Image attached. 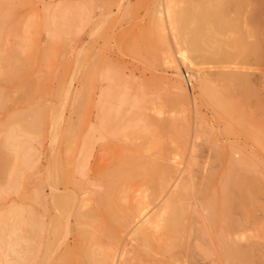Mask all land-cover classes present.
<instances>
[{
    "label": "rangeland",
    "instance_id": "1",
    "mask_svg": "<svg viewBox=\"0 0 264 264\" xmlns=\"http://www.w3.org/2000/svg\"><path fill=\"white\" fill-rule=\"evenodd\" d=\"M164 5L177 16H213L220 24L264 33V0H0V159L7 147L11 162L27 159L30 176L19 191L10 189L7 179L0 181V264H215V253L205 255L194 247L205 248L208 238L196 230L201 212L190 222L193 246L181 250L179 261L169 262L170 256L161 253L167 238L162 231L142 227L147 242L141 232L135 234L134 223L127 227L146 186L118 175L122 158H160L162 148L168 150L169 142L174 148L186 135L191 148L179 155L178 173L183 178L192 167L197 203L205 199L210 181L209 187L220 185L219 174L229 168V157L217 151L232 149L252 166L260 191L256 200L264 205V51L243 62L207 54L191 66L179 56L171 35L161 39L157 19ZM233 30L225 29L221 39H230ZM168 45L173 60L162 61L161 48ZM198 69L209 78L217 101L201 96ZM222 70L246 72L254 94L227 97L213 79ZM178 79L195 105L173 100L171 87ZM121 98L127 99L125 105ZM39 108L46 112L45 123L39 129L19 128L13 118L26 111V120L33 122L31 112ZM143 109L171 125L166 130L151 125L146 134ZM82 158H88L84 169ZM55 166H61L60 177L51 184L48 176ZM251 222L245 224L251 235L256 232L255 260L264 264V211L254 209Z\"/></svg>",
    "mask_w": 264,
    "mask_h": 264
},
{
    "label": "bare ground",
    "instance_id": "2",
    "mask_svg": "<svg viewBox=\"0 0 264 264\" xmlns=\"http://www.w3.org/2000/svg\"><path fill=\"white\" fill-rule=\"evenodd\" d=\"M163 11H164L163 15L159 16L157 19V26L159 27L157 29L160 32L161 39L165 41L171 35L173 41L178 47L177 50L179 51L177 52L179 53V56L183 60L189 62L191 66L196 65L195 63L197 58H202V57L204 58L207 56V54L218 55V56L220 55L223 58L226 57L238 62H243L244 60H248L252 56H258V57L261 56L262 49L264 51L263 31H255L250 28L243 30L240 26L233 27V25H229L226 23L220 24L221 19L213 16L210 17L209 16H204V17L177 16L173 14L171 6L164 5ZM231 27L234 28L233 30L234 32L232 31L233 32L232 37L228 40L221 39L224 30ZM213 42L217 43L216 48L210 46V44ZM226 45L229 46L231 50L226 49L225 48ZM161 49L163 50L161 51V53L163 52L161 55L162 61L171 58L173 60L172 49L170 48L169 45L166 49L165 48H161ZM16 56L17 55H14L15 58ZM198 73L200 75L199 85H200L201 96L204 99L213 98L215 100V98L217 97L214 98L215 94H213L212 97V92H211L212 88L209 86V78L207 77V75H204L199 69H198ZM184 76H186V74H184ZM213 76H214L213 79L216 80L218 86L220 87L219 90L220 89L221 91L225 90L224 91L225 95L227 91L228 92L227 95L228 94L230 95V97L229 95L227 96L229 98H231L232 95L237 96V94H239L240 96H242V94L245 95L248 94V96H251L255 92L251 87V81L249 79V75L244 71L222 70L217 72L216 74H213ZM110 79L111 81H114L112 77H110ZM186 86H187V82H186ZM171 89H172V93L169 90L167 91H169L171 94L174 95L173 100L177 104L186 106V105H190V103L192 102V104L195 105L194 102L195 99H192L190 102L189 93H187L186 89H184L182 81L180 79L174 81ZM251 91L253 92V94L249 95ZM2 99L3 96L2 93L0 92V113L4 108ZM112 99L109 100L111 101ZM126 100H127L126 98H121L119 103L122 104L127 103ZM220 100L222 101L223 99ZM220 100L219 102H221ZM215 101H217V99ZM222 102H224V100ZM218 104L219 103H217V106ZM224 105L225 104L223 103V106ZM126 106H130V104H127ZM221 108H223L222 104H221ZM156 109L158 108H155V110ZM185 110L186 109L184 108V111ZM111 111L114 112L113 110ZM115 111L116 113H119V110H115ZM31 113L34 114L33 122H29L28 120H26V116H27L26 111L21 113L19 112V114L13 118V119H17L16 121H20L19 128H21L24 131H26V129H29L30 127H31L30 129H39L41 125L44 124L45 121L47 120L46 112L43 108H39L38 110L32 111ZM142 116L143 119L141 120L143 121L142 122L144 129L143 131L146 134L150 133L148 129L150 130L149 127L151 125H156V127L161 128L162 130H166L169 124L171 123V121L167 122L161 119L153 120V118H151L148 115L146 109H143ZM152 128L153 127H151V129ZM144 136L146 137V135ZM184 138H183L184 141L182 143L180 142V144L176 145L174 148L172 147V143L169 142L167 144L169 149L164 150V148H162V150L159 152L162 155L160 158H148L143 154L122 158V163L120 164L117 170L118 175H120L121 178L126 182H131L134 180H143L144 185L146 186L141 190L140 198L137 204V211L132 217L129 218L127 222V227H129L132 223H134V226L132 227H136V230L134 231L135 234L137 233L139 234L141 232V236H140L141 240L147 242L150 241V238L148 234L145 232V230L142 229V227L149 226L158 232L162 231L167 236L166 238L167 240L165 239L164 242L165 244L162 245V247L160 248L161 253L165 254L166 256L167 255L170 256L169 262L170 259H172V261L174 260L179 261V259H181L180 258V254L182 252L181 250L185 249L187 251L190 246H193L192 245L193 243L192 242L190 243L189 240L190 235H192L194 231L191 225L192 223L190 224V222L192 221V219H194L193 216H195L196 213L201 212L200 218L202 219H200L201 220L199 224L200 227L196 230L201 232V234H199L200 236H202L201 238H205L206 235L208 238L207 240H205L206 242L205 248L202 244L195 245L194 246L195 248L197 247L200 250H203L205 252V255L215 253L216 255L213 254L214 257L218 256L215 259L216 262L215 264H220L221 261L222 263L224 262L223 264H257L258 260L257 261L255 260V251L258 247L257 246L258 244L255 243L256 242L255 238L257 237L255 235L256 232L254 231L255 234L251 235L252 229L250 231V227H249L247 229H249L250 234L248 233L246 234L247 229L245 223L252 221L254 209H261L264 211V205L259 204L256 200L257 195L260 191L258 190L255 184V180H254L255 176H252V174L250 173L252 166L248 164L249 162L239 159L241 157L242 158H246V157H244L245 155L243 154H242L243 156H241V153H237L238 151L235 152V150L233 151L232 149L227 151V153L225 152V150L217 151V155H221L222 153L223 155H227L229 157L227 158V160L230 159V162L227 161L228 163H230L229 168L228 169L225 168L227 170L226 172L224 171L225 174L224 172L222 174L221 173L219 174L223 177L220 176L222 180L220 181L221 182L220 185L216 184L219 185L217 186V188L216 185L215 187L213 186V188L212 186L209 187L210 185H212L214 179L210 181L211 183L210 185H208V189L206 188L207 190L205 191L207 194H204L203 192L205 199H201L203 202L205 200V202L204 203L201 202L202 204L197 203L196 202L197 197H195L197 196V194L195 195V193L198 190L196 189V184L194 181L195 176L192 172V167L191 166L188 167V169L186 170V176H184L183 178H181L180 174L178 173L182 164L180 162L179 155H181V153H183L185 150L191 148V145H189V140H188L189 138L187 137V135ZM7 140H8V136L6 138V141ZM156 143L154 142L153 145H155ZM157 145L161 146L162 144H157ZM12 146L14 147V145ZM148 146L149 147L151 146L150 143ZM158 146H154V148ZM152 147L153 146H151L150 150L152 149ZM6 150H8V148L3 146L2 157L0 159V181H3V179H7L8 182L6 180L5 181L9 184L10 189H14L17 191L21 189H25L26 183L30 179L29 174L27 175L25 174L27 172L25 171V168L27 169L28 167L27 165L29 162H27L26 158L23 157L17 158L16 161L17 165H16L14 162H11L10 159L11 157L6 153ZM87 164H88V158H82L79 167L84 169L87 167ZM226 167H228V164ZM60 169L61 166H55L51 169L50 175L48 176V181L51 184H54L59 180ZM216 178L218 182L219 177ZM199 193L202 192L200 191ZM194 199L195 201L193 202ZM237 214H241L242 217L239 218L236 217ZM14 216L16 217V215ZM28 223H30L29 225H31L32 227L35 223L34 219L31 216L29 217ZM258 228H259L258 230L261 229L260 227ZM262 228L264 233V225H262ZM131 233L133 232L131 231ZM259 233L260 236L262 237L263 236L261 235L262 229ZM199 235L198 237H200ZM244 242L247 243L244 244ZM199 253L201 254V252ZM194 255L197 256L196 254ZM122 258H124V256ZM25 259L27 261V257H25ZM121 263L119 261V264ZM129 263L130 262L124 260L123 264H129Z\"/></svg>",
    "mask_w": 264,
    "mask_h": 264
},
{
    "label": "built area",
    "instance_id": "3",
    "mask_svg": "<svg viewBox=\"0 0 264 264\" xmlns=\"http://www.w3.org/2000/svg\"><path fill=\"white\" fill-rule=\"evenodd\" d=\"M185 79H186V82H187V86L189 88H191L192 87V81L189 79V75L187 73H186Z\"/></svg>",
    "mask_w": 264,
    "mask_h": 264
}]
</instances>
